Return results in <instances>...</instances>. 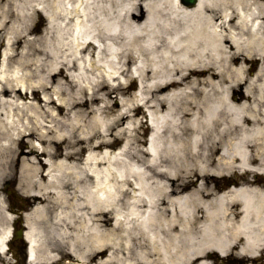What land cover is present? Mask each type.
<instances>
[{
    "label": "bare ground",
    "instance_id": "1",
    "mask_svg": "<svg viewBox=\"0 0 264 264\" xmlns=\"http://www.w3.org/2000/svg\"><path fill=\"white\" fill-rule=\"evenodd\" d=\"M252 58L264 0H0V186L17 177L34 201L29 264L262 263L264 187L218 179L264 174ZM134 78L135 95L114 99ZM90 113L115 135L98 118L86 136ZM115 136L127 140L113 150ZM15 219L0 189V264Z\"/></svg>",
    "mask_w": 264,
    "mask_h": 264
},
{
    "label": "rangeland",
    "instance_id": "2",
    "mask_svg": "<svg viewBox=\"0 0 264 264\" xmlns=\"http://www.w3.org/2000/svg\"><path fill=\"white\" fill-rule=\"evenodd\" d=\"M9 2H12V0H8ZM47 26V19L46 17L43 15L41 17L38 16H34L33 21L31 22V27H33L34 29V33L32 37H35L36 35H38L40 32H43L46 29ZM19 52H21V47L18 50ZM249 70L248 73L250 75H255L261 68H263L262 70V74H263V78L261 80V83H264V61H261L259 59L256 58H252V63H249ZM122 82H124V80L120 79ZM128 82V81H127ZM127 85L129 86L128 93L127 94H120L118 91H116L115 94H112L114 99H118L120 97H132L133 95H135V90L138 88V81L136 79H131L129 80V82L127 83ZM118 95V96H117ZM116 109L119 108V106L115 107ZM125 110V109H123ZM133 114H135L137 117H139V119L142 121L140 127L138 128V135H139V142H140V146L142 148L145 147L146 145V140H147V134L149 131V127H147L146 123L144 122V116H145V112H144V108L141 110H134ZM109 117L110 115L107 114H100V113H90L89 115H87L84 118V127L83 129L85 130V135L88 136L91 132V127L96 125V123H93L94 120H97L98 118L101 119L102 121V125L100 130L106 134L107 132L109 133H113L115 135L116 130L113 131H106L108 125H109ZM107 126V127H106ZM79 134V132H78ZM78 137H76L77 139ZM116 138V136L114 137ZM113 138V139H114ZM127 138L125 136L120 137V138H116V143L113 145V147H111L110 149H119V147H121L123 144L126 143ZM36 142H39V140H37ZM81 145H84L83 143H80L78 146L80 147ZM87 152V151H86ZM85 151H83L81 153V157H84ZM255 165H257V163L255 162ZM255 179L257 181V185L264 187V174L262 173H257L254 171H243V170H234L230 173H225V174H221L218 175V179L220 180V188H224L223 186H228L230 183L234 182L237 184L240 183H254L252 179ZM18 178L14 177V178H9L7 180H5L1 186L0 189L1 191L4 193V196L7 199L8 204L11 206V212H13V214H17L16 216H18V213L20 211H24L25 213L29 212L30 209L32 208V206L34 205V201L32 199V197L27 196L26 194H22L21 189H19V185H18ZM7 185V187H5ZM219 189V188H218ZM8 190H12L13 193H9ZM42 243L46 244V245H50L51 240L47 237V238H43ZM41 243V242H40ZM19 256V257H18ZM17 258L14 257V255L9 254L8 255V264H22L20 262V258H21V253H18ZM233 259H235V256L233 257ZM237 261L241 262L242 264H250L251 262L246 260V259H242V258H237ZM262 262H264V259H262ZM253 262V261H252ZM60 264V263H57ZM251 264H258L257 260L254 263Z\"/></svg>",
    "mask_w": 264,
    "mask_h": 264
},
{
    "label": "water",
    "instance_id": "3",
    "mask_svg": "<svg viewBox=\"0 0 264 264\" xmlns=\"http://www.w3.org/2000/svg\"><path fill=\"white\" fill-rule=\"evenodd\" d=\"M186 4L192 5L197 2V0H182ZM18 238H22L25 235V230L24 229H17L14 233Z\"/></svg>",
    "mask_w": 264,
    "mask_h": 264
},
{
    "label": "flooded vegetation",
    "instance_id": "4",
    "mask_svg": "<svg viewBox=\"0 0 264 264\" xmlns=\"http://www.w3.org/2000/svg\"><path fill=\"white\" fill-rule=\"evenodd\" d=\"M14 244H16L17 248H20V247H21V245H20L17 241H14V242H13V245H14Z\"/></svg>",
    "mask_w": 264,
    "mask_h": 264
}]
</instances>
